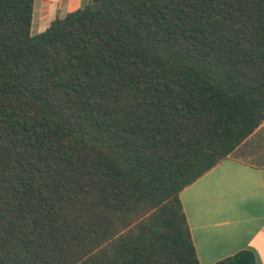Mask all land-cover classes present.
<instances>
[{
    "label": "trees",
    "instance_id": "trees-1",
    "mask_svg": "<svg viewBox=\"0 0 264 264\" xmlns=\"http://www.w3.org/2000/svg\"><path fill=\"white\" fill-rule=\"evenodd\" d=\"M33 8L0 0V264H199L179 193L264 122V0Z\"/></svg>",
    "mask_w": 264,
    "mask_h": 264
},
{
    "label": "crops",
    "instance_id": "crops-1",
    "mask_svg": "<svg viewBox=\"0 0 264 264\" xmlns=\"http://www.w3.org/2000/svg\"><path fill=\"white\" fill-rule=\"evenodd\" d=\"M90 0H34L31 34ZM179 198L199 264L250 251L264 264V122Z\"/></svg>",
    "mask_w": 264,
    "mask_h": 264
}]
</instances>
